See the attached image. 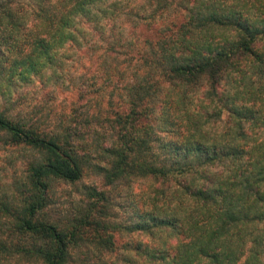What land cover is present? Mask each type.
<instances>
[{"label":"trees","instance_id":"trees-1","mask_svg":"<svg viewBox=\"0 0 264 264\" xmlns=\"http://www.w3.org/2000/svg\"><path fill=\"white\" fill-rule=\"evenodd\" d=\"M23 1L0 0V141L33 159L17 202L0 198V253L27 239L15 252L42 264L88 247L110 264H264V0ZM99 75L121 83L104 117L75 108L45 130L21 107L34 86L86 101ZM90 172L138 184L124 223L94 187L67 226L40 218L52 182Z\"/></svg>","mask_w":264,"mask_h":264},{"label":"rangeland","instance_id":"rangeland-1","mask_svg":"<svg viewBox=\"0 0 264 264\" xmlns=\"http://www.w3.org/2000/svg\"><path fill=\"white\" fill-rule=\"evenodd\" d=\"M6 1V0H5ZM11 4H23V0H10ZM93 58L89 57V78L92 76L93 69L91 64ZM81 62L87 64L83 58ZM88 65H86V68ZM99 84L89 88L90 95L86 101L80 100L76 93H63L55 89H40L38 86L30 87L29 93H23L20 104L28 112L30 117L43 129L50 130L59 128L63 121L68 120V115L78 108L81 113L89 111V115L102 113L104 117L106 112H113L115 109L108 107L107 104L119 100V89L121 83H109L108 80H102L98 76ZM33 93V94H32ZM15 97V96H14ZM15 99V98H14ZM117 105H113L116 108ZM107 118V117H106ZM107 120V119H106ZM33 159L31 153L22 151L18 148L10 147L0 141V198L14 205L16 201L15 186L26 185L27 163ZM94 187L99 190L108 191L112 202L109 220L115 223H124L128 218L127 194L136 195L138 184H131L132 191H129L126 183H119L112 187H105L102 177L96 173L90 172L88 175L76 184H69L62 181L52 182L47 195V206L40 213V218L49 222L58 224L61 227L67 226L74 218L79 216V212L86 209L89 200L84 195V189ZM9 234V224L0 214V240L6 241ZM134 239V238H133ZM122 240H125L123 238ZM13 246L5 253H0L2 264H42L40 260L25 253H16L14 246H29L32 244L29 240H14ZM110 256L96 254L89 247L74 251L71 256L70 264H110ZM113 262V260H112Z\"/></svg>","mask_w":264,"mask_h":264}]
</instances>
